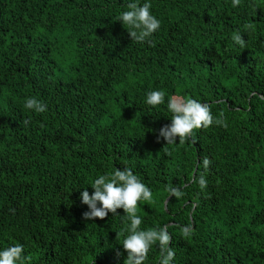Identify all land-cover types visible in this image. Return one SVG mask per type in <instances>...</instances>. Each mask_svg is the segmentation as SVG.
<instances>
[{"label":"trees","instance_id":"trees-1","mask_svg":"<svg viewBox=\"0 0 264 264\" xmlns=\"http://www.w3.org/2000/svg\"><path fill=\"white\" fill-rule=\"evenodd\" d=\"M129 2L0 0V250L22 244L25 264H124L123 209L87 221L80 193L127 166L153 193L140 229L167 226L171 264H264V0H147L161 23L144 42L117 20ZM151 90L165 102L148 105ZM173 96L228 126L157 140ZM159 260L157 242L144 264Z\"/></svg>","mask_w":264,"mask_h":264},{"label":"clouds","instance_id":"clouds-1","mask_svg":"<svg viewBox=\"0 0 264 264\" xmlns=\"http://www.w3.org/2000/svg\"><path fill=\"white\" fill-rule=\"evenodd\" d=\"M240 4L241 0H232L233 7ZM127 9L120 13L117 20L121 21L124 28L127 29L131 40L144 42L160 28L161 22L152 15L151 3L147 0L142 5L138 0H130ZM244 28L246 31H255V25L252 23L246 24ZM232 40L241 50L246 48V41L239 31L233 34ZM164 102L165 93L162 90H151L146 94V103L150 106L155 107ZM24 107L36 113L47 111V105L35 97L25 98ZM167 108L172 113L171 123L159 129L157 140L162 137L169 145L176 143L177 138L179 143H185L192 137L194 129L208 128L213 124L225 128L228 126L222 111L214 118L209 104L201 103L190 97H169ZM24 124L27 125L28 121L25 120ZM202 163L206 170L210 160L205 157ZM197 182L202 190L207 187L204 175H200ZM90 185L94 189L91 194L87 188L80 193L81 202L86 204L89 209L82 213L85 220L92 221L96 218L103 220L109 213L116 215L118 214L117 209H123L127 220L130 221L125 230L127 235L121 243L127 252L124 264H144L151 246L157 242L160 252L159 264H171L175 259V252L170 247L172 236L167 226L140 229L142 219L137 214L138 202L141 200L151 202L153 193L131 168L125 166L123 169L116 168L110 174L99 175ZM167 191L176 198H181L184 195L180 187L169 186ZM192 232L191 225L181 227V235L185 238ZM122 234L116 233V236ZM23 253L22 244L10 245L0 250V264H18V262L25 264V261H30L31 257H26Z\"/></svg>","mask_w":264,"mask_h":264},{"label":"water","instance_id":"water-1","mask_svg":"<svg viewBox=\"0 0 264 264\" xmlns=\"http://www.w3.org/2000/svg\"><path fill=\"white\" fill-rule=\"evenodd\" d=\"M194 176V174H193ZM169 197L166 198L165 202H164V206L166 207L167 201H168Z\"/></svg>","mask_w":264,"mask_h":264}]
</instances>
